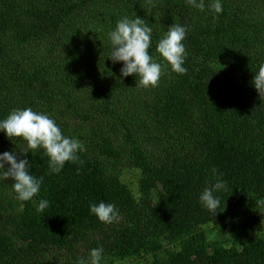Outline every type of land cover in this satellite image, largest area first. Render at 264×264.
I'll return each mask as SVG.
<instances>
[{
	"label": "trees",
	"instance_id": "16d2710c",
	"mask_svg": "<svg viewBox=\"0 0 264 264\" xmlns=\"http://www.w3.org/2000/svg\"><path fill=\"white\" fill-rule=\"evenodd\" d=\"M211 2L200 11L186 0H0V119L47 113L86 148L59 174L43 150L27 153L43 176L30 201L0 181V264H80L96 247L101 264H264V97L252 86L264 64V0H222L216 18ZM137 16L165 63L156 87L121 77L109 59V31ZM172 24L187 28L183 75L156 52ZM25 146L0 133V153ZM213 168L227 183L215 216L198 199ZM41 198L49 207L38 212ZM100 201L116 204L118 224L90 214Z\"/></svg>",
	"mask_w": 264,
	"mask_h": 264
},
{
	"label": "clouds",
	"instance_id": "9594fccd",
	"mask_svg": "<svg viewBox=\"0 0 264 264\" xmlns=\"http://www.w3.org/2000/svg\"><path fill=\"white\" fill-rule=\"evenodd\" d=\"M188 5L200 11L205 10V0H186ZM209 10L216 14L223 12L222 0H212ZM153 29L145 21L136 17L134 19L124 17L115 27L109 31L110 43L109 59L115 63H122L121 77L135 75L139 77V85L148 88L156 87L164 74L165 63L157 62L149 53L152 44ZM187 28L181 24H172L160 37L156 44V52L162 58L171 71L177 74H186L184 66L188 52L184 44ZM252 86L260 97H264V64L253 75ZM0 133L12 141L20 138L25 142V148L16 151H4L0 153V181L11 180V188L18 201L26 202L40 193L43 176L33 175L31 165L26 157L27 153L43 150V155L48 157L49 174H59L66 162L83 163L79 153L86 151L80 140L63 134L61 127L47 113L34 111L32 108L13 109L5 118L0 119ZM216 182L205 187L199 194V203L215 216L221 205L217 192L227 189V183L220 177L216 168L212 170ZM49 207V201L41 198L37 205V211L43 212ZM226 210V202L224 211ZM91 215L105 225L119 223L122 219L116 204L100 201L90 203ZM103 247H96L89 251L87 260H81L80 264H101Z\"/></svg>",
	"mask_w": 264,
	"mask_h": 264
},
{
	"label": "rangeland",
	"instance_id": "374dc122",
	"mask_svg": "<svg viewBox=\"0 0 264 264\" xmlns=\"http://www.w3.org/2000/svg\"><path fill=\"white\" fill-rule=\"evenodd\" d=\"M123 182L126 183L133 191L135 190L136 175L135 172H126L123 177ZM260 226L264 227V215L260 217ZM151 261L150 257H146L143 260H123L114 264H146Z\"/></svg>",
	"mask_w": 264,
	"mask_h": 264
}]
</instances>
